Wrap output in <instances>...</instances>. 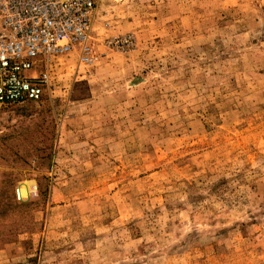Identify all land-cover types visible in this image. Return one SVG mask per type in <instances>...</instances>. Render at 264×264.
I'll return each mask as SVG.
<instances>
[{
  "label": "rangeland",
  "instance_id": "obj_1",
  "mask_svg": "<svg viewBox=\"0 0 264 264\" xmlns=\"http://www.w3.org/2000/svg\"><path fill=\"white\" fill-rule=\"evenodd\" d=\"M90 35L0 109V264H264V0H102Z\"/></svg>",
  "mask_w": 264,
  "mask_h": 264
},
{
  "label": "built area",
  "instance_id": "obj_2",
  "mask_svg": "<svg viewBox=\"0 0 264 264\" xmlns=\"http://www.w3.org/2000/svg\"><path fill=\"white\" fill-rule=\"evenodd\" d=\"M101 1L0 0V109L41 101L62 57L75 54L86 67L98 62L90 34ZM129 43L107 45L123 49ZM14 196L24 200L20 187Z\"/></svg>",
  "mask_w": 264,
  "mask_h": 264
},
{
  "label": "bare ground",
  "instance_id": "obj_3",
  "mask_svg": "<svg viewBox=\"0 0 264 264\" xmlns=\"http://www.w3.org/2000/svg\"><path fill=\"white\" fill-rule=\"evenodd\" d=\"M33 187V182L29 181V182H25L22 185L23 190L28 191Z\"/></svg>",
  "mask_w": 264,
  "mask_h": 264
}]
</instances>
